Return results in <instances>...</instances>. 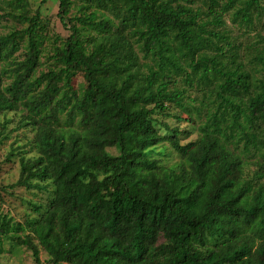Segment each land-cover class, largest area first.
<instances>
[{
    "label": "trees",
    "instance_id": "trees-1",
    "mask_svg": "<svg viewBox=\"0 0 264 264\" xmlns=\"http://www.w3.org/2000/svg\"><path fill=\"white\" fill-rule=\"evenodd\" d=\"M55 1L66 36L0 0L20 24L0 32V135L16 121L28 147L8 186L44 198L0 214V243L34 264H264V0ZM180 112L185 144L162 120Z\"/></svg>",
    "mask_w": 264,
    "mask_h": 264
},
{
    "label": "rangeland",
    "instance_id": "rangeland-1",
    "mask_svg": "<svg viewBox=\"0 0 264 264\" xmlns=\"http://www.w3.org/2000/svg\"><path fill=\"white\" fill-rule=\"evenodd\" d=\"M31 8H40L42 17L47 24L48 31L51 35L66 36L68 29L65 28L58 16V4L55 0H47L41 4L40 0H30ZM261 24L259 30L264 34V14L261 16ZM13 26H20L19 23L12 19L2 18L0 20V32L8 31ZM54 37V36H53ZM73 87L81 97L84 90V79L81 74H77L72 80ZM11 117V114H8ZM3 117L0 115V123ZM180 119L168 116L162 118L170 127L179 126L191 134L187 136L181 133V143L185 144L189 141L195 140L198 136L195 128L196 123L192 118H188L185 112H180ZM16 121L8 123V130L6 138L0 135V214L12 216L15 221L23 222L26 217L34 215L30 209L29 202L44 200L40 193L33 190H27L24 187L10 188L8 185L12 184L19 175V156L18 153L28 149L26 146V137L21 133L12 131V126ZM164 129L160 126V132ZM1 132V130H0ZM13 154L8 156V153ZM28 154H32L30 151ZM150 155L158 158L160 164L171 165L179 159V155L170 147L167 142L157 145L150 151ZM24 232H20V235ZM45 253L40 250V264H49L45 262ZM0 264H34L33 258L29 250L23 246L14 245L8 240H2L0 243Z\"/></svg>",
    "mask_w": 264,
    "mask_h": 264
}]
</instances>
